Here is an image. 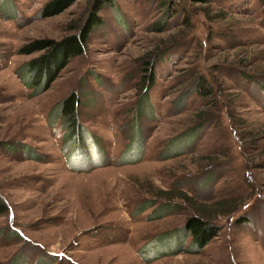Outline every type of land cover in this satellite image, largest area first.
<instances>
[{"label":"rangeland","instance_id":"rangeland-1","mask_svg":"<svg viewBox=\"0 0 264 264\" xmlns=\"http://www.w3.org/2000/svg\"><path fill=\"white\" fill-rule=\"evenodd\" d=\"M48 1L0 0V264H264V0H113L32 97L20 48L77 33L96 0L44 18ZM190 216L220 226L199 252Z\"/></svg>","mask_w":264,"mask_h":264},{"label":"trees","instance_id":"trees-1","mask_svg":"<svg viewBox=\"0 0 264 264\" xmlns=\"http://www.w3.org/2000/svg\"><path fill=\"white\" fill-rule=\"evenodd\" d=\"M76 1L77 0H49L41 9L40 16L47 18L59 15ZM112 1L113 0H96L77 33L65 36L58 41L52 39H37L20 48L19 53L22 55L39 53L37 57L29 60L20 72H16L24 86L32 89V97L46 91L59 76V73L67 66L69 61L72 58L83 54L91 31L95 26L101 25L102 23L101 18L98 16V12L104 4H112ZM196 1L203 2V0ZM143 70L145 73L141 77L142 80L140 86H143L144 88L140 89L142 91L139 101L141 105L139 109L146 107L148 104V91L154 86L155 81V75L153 73L154 63H152V61L147 62L146 67ZM204 90L205 89H203V91ZM195 93L197 95H203L200 87L195 90ZM77 106L78 98L71 94L61 102L59 109L57 110V115H59L58 118L61 119L60 124L66 133L67 140L73 139L76 141L75 136L80 132V127L77 121ZM197 117L198 126L188 131L192 135L197 134L198 130H200L198 129L200 125L198 123L203 121L202 118L199 119L198 115ZM52 118L53 117H50V119ZM55 118L57 119V117ZM54 121L55 120L53 119L49 122L53 125ZM154 206L155 203H151L148 207ZM1 210L2 204L0 202V212ZM171 211H182V208L180 205L176 204L161 205L159 208L157 207V210H155L151 219L162 218ZM183 228L185 229L187 236L191 238V246L186 249V252L201 251L220 231V226L214 225L212 222L199 216H190L183 225ZM51 261L52 260H48L45 264H48V262L50 263ZM40 263H42V261L38 262V264Z\"/></svg>","mask_w":264,"mask_h":264}]
</instances>
